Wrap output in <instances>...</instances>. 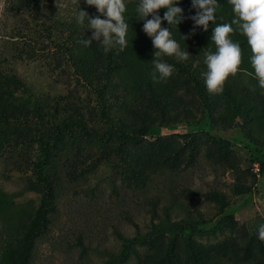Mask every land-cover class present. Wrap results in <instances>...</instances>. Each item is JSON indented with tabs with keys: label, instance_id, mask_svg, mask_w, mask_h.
I'll return each mask as SVG.
<instances>
[{
	"label": "rangeland",
	"instance_id": "obj_1",
	"mask_svg": "<svg viewBox=\"0 0 264 264\" xmlns=\"http://www.w3.org/2000/svg\"><path fill=\"white\" fill-rule=\"evenodd\" d=\"M217 3L216 24L231 23L232 6ZM13 5L0 29V103L35 112L45 125L30 116L12 124L0 106V264H264V175L255 163L264 155V89L247 38L232 36L243 71L229 77L222 95H210L201 73L204 53L216 50V24L194 29L192 0L176 5L185 19L171 28L190 57L166 58L175 72L160 83L150 77L155 49L136 13L139 0H127L128 47L108 53L95 41L87 48L77 42L92 33L75 12L99 15L85 0ZM26 45L36 62L16 57ZM36 124L42 136L35 139ZM16 138V150L28 154L23 160L15 152L18 162L7 163L5 144ZM10 167L21 173L3 179ZM41 175L46 191L30 194L25 181L41 183ZM5 198L19 207H4ZM28 214L36 225L23 237L19 222ZM11 239L23 253L18 263Z\"/></svg>",
	"mask_w": 264,
	"mask_h": 264
},
{
	"label": "clouds",
	"instance_id": "obj_2",
	"mask_svg": "<svg viewBox=\"0 0 264 264\" xmlns=\"http://www.w3.org/2000/svg\"><path fill=\"white\" fill-rule=\"evenodd\" d=\"M73 5L80 0H71ZM89 7H95L99 15L89 16L79 9L75 12V19L84 33L91 30V37L77 42L84 47H91L93 41L99 44L105 53L113 50L123 52L128 47L129 24L125 19L127 0H85ZM232 6L235 18L231 23L216 24L217 0H192V8L196 10L194 16L188 17L195 28H202L204 32L213 27L211 41L216 46L215 52L209 50L204 53L206 71L201 73L207 91L210 95H222L229 77L235 78L243 69L242 49L239 43L233 41L232 36L239 31L247 38L253 53L251 65L259 87L264 89V0H227ZM180 0H139L136 8L138 19L142 20L143 32L151 39L154 51L152 60L154 70L150 73L153 83L167 82L175 72L167 59L185 62L190 54L181 48L172 38V26H178L185 19L183 9L176 6ZM164 9L163 17L158 12ZM101 16L104 18L101 19ZM151 16V19L148 17ZM167 21L169 27H162ZM235 26V27H233ZM194 29L193 33L194 34ZM184 40L188 36H182ZM167 58V59H166ZM258 239L264 242V224L258 227Z\"/></svg>",
	"mask_w": 264,
	"mask_h": 264
},
{
	"label": "trees",
	"instance_id": "obj_3",
	"mask_svg": "<svg viewBox=\"0 0 264 264\" xmlns=\"http://www.w3.org/2000/svg\"><path fill=\"white\" fill-rule=\"evenodd\" d=\"M30 2L34 3L35 6L37 4V0H30ZM13 0H5V4H4V9H3V12H2V15L0 17V29H1V25L3 23V21L5 20V16H7V19H9V15H8V11H12L13 10ZM20 21L19 18H16V23H18ZM28 24H24L22 29L23 31H25L26 28H28ZM22 34V32L20 33ZM13 34L9 33V34H6L5 36H7L8 39H15V38H20L19 36L15 35V36H12ZM22 39H26V36L23 35L22 36ZM11 40V41H12ZM13 44L14 41H12ZM10 45V43H8ZM16 49H14L15 51ZM16 57H18L20 60H23L25 62H28V63H33V62H36L38 60V56L36 55V53H34V50L31 49V47L28 45H26V48H22V50L19 49L16 50ZM55 59H56V62H57V65L56 67L53 69V70H60V68L63 67L62 65V58L60 56H55ZM4 79H5V82L10 86L12 87L13 89L15 90H18L21 86L18 84L19 83V80L14 76L13 78L10 77V76H7V75H3ZM2 94H0V96H2ZM0 106L2 107L3 111H1V118L7 120L8 122H11L12 124L15 123V122H18L20 120V117L19 116H23L26 118L30 116V118L32 120H36L38 121V123L41 124V122H43V124L41 125H45L44 124V120H38V114L35 113V112H32V111H26V113H28V115L26 113H22L20 111V109L18 108V106L12 102H8L7 100L4 101L3 103H0ZM23 114V115H22ZM22 117V118H23ZM18 120V121H17ZM30 121V120H29ZM39 124H36L35 126H32L30 127V130L32 132V135L34 136V138H38V137H41L42 136V133H41V128L39 129ZM15 129H17V127H14ZM19 141H21L20 139L16 138L15 140H9L6 142L5 144V148L7 149L6 150V154H9V156L5 157L4 159H6L7 163H9V160L10 161H17L16 157H15V152H19V154L21 155L22 159H23V156L25 154H28V152L26 153L25 151L23 150H16L17 148H19ZM1 158V156H0ZM24 160V159H23ZM29 161H31V158H29ZM36 162H32V164H34ZM255 163L258 165V172L260 175H264V155H260L257 157ZM23 164H24V161H23ZM40 166V165H39ZM19 173H21L20 170H12V168H8V170L6 172L3 173V179H10V174H14V175H18ZM39 179H42V182L41 183H38L32 179H29L27 181H25V185H26V189L27 191H29L30 194H35V195H42V193H44L46 191V188L43 187L44 184V181H46L47 177L45 175H41V178ZM26 195V194H25ZM14 198H5L3 200V202L5 201V205L4 207L6 208H9L11 207L12 205L13 206H17L19 207L17 202H15L13 200ZM27 202H31V200L29 199ZM35 217L32 215V214H28V216H26L25 218H22L19 222V227H18V231H19V234L22 235V234H25L23 237L25 236H28L29 234H31L32 232V228L36 225V220H34ZM19 241L17 240H9V243H8V251L10 252V255L12 256L13 260L18 263L19 260L22 258L23 256V253H21V250L18 249V244Z\"/></svg>",
	"mask_w": 264,
	"mask_h": 264
}]
</instances>
